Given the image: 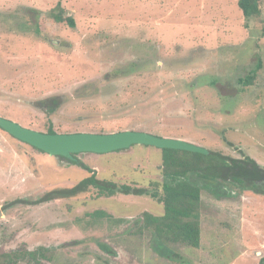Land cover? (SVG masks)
<instances>
[{
    "label": "rangeland",
    "instance_id": "1",
    "mask_svg": "<svg viewBox=\"0 0 264 264\" xmlns=\"http://www.w3.org/2000/svg\"><path fill=\"white\" fill-rule=\"evenodd\" d=\"M57 2L0 0V117L42 133L50 123L58 134L143 131L264 166V0L261 17L249 21L238 0H63L75 29L50 18ZM259 61L254 85L243 87L239 79ZM54 96L64 97V104L50 117L33 106ZM78 159L100 180L162 183L155 147ZM89 176L0 128V257L16 252L13 264H26L27 252L45 248L43 264L264 260L262 191L225 185L234 195L226 197L203 190L201 246L172 245L182 255L177 262L151 249L152 230L143 216L163 214L156 200L91 191L9 206ZM98 210L111 218L88 216Z\"/></svg>",
    "mask_w": 264,
    "mask_h": 264
},
{
    "label": "trees",
    "instance_id": "2",
    "mask_svg": "<svg viewBox=\"0 0 264 264\" xmlns=\"http://www.w3.org/2000/svg\"><path fill=\"white\" fill-rule=\"evenodd\" d=\"M62 1L58 0L56 6L50 12V18L57 24L65 23L70 28L75 29V20L73 17L67 16L66 10L62 6ZM238 7L247 21L260 18L262 15L260 0H238ZM261 68L262 63L259 61L248 75L239 79L242 86L250 87L254 85ZM131 69L135 70L134 68ZM215 83L211 82L212 85ZM193 84L192 87L198 85L196 82ZM63 104L64 97L54 96L35 102L33 106L50 117ZM47 133H56L51 123ZM223 141L229 144L224 137ZM160 151L162 158V183L151 181L147 187L100 180L97 178L95 171L91 170L82 161L78 160L75 162L59 157L66 161L69 166H78L85 169L90 176L73 187L51 191L35 201V203L75 198L91 191H96L97 197L131 195L156 200L162 204L163 214L152 215L145 213L143 216L145 226L152 230L151 249L157 256L177 262L182 258V255L174 250L172 245L182 244L192 248L201 246L203 190H215L226 195V197H234V195L233 192L226 190L227 186L225 185H232L235 188L240 187L242 190H251L253 192H264V188L256 182L262 177L263 171L260 165L249 157L233 159L213 151H210L209 155L174 149H160ZM74 157L77 158V155H74ZM16 203H19V201ZM23 203L34 204L29 200H24ZM88 216L93 218H111L108 213L101 210L95 211ZM100 247L105 253L112 254L108 246L101 245ZM43 251L45 249L40 248L27 254L43 255ZM12 254L15 253L12 252L4 255L3 258L0 257V264L2 259L6 264H13ZM260 264H264V260H261Z\"/></svg>",
    "mask_w": 264,
    "mask_h": 264
},
{
    "label": "water",
    "instance_id": "3",
    "mask_svg": "<svg viewBox=\"0 0 264 264\" xmlns=\"http://www.w3.org/2000/svg\"><path fill=\"white\" fill-rule=\"evenodd\" d=\"M0 128L19 141L51 156H61L77 161L78 154H105L123 151L133 145L158 149H174L209 155L210 151L184 140L160 137L143 131H123L111 134L75 133L49 134L29 129L11 120L0 117ZM264 170V166H260Z\"/></svg>",
    "mask_w": 264,
    "mask_h": 264
},
{
    "label": "flooded vegetation",
    "instance_id": "4",
    "mask_svg": "<svg viewBox=\"0 0 264 264\" xmlns=\"http://www.w3.org/2000/svg\"><path fill=\"white\" fill-rule=\"evenodd\" d=\"M42 153H44V152H42ZM80 154H78L77 155V161L79 160L78 159V156H79ZM59 157H61V156H58V158ZM64 158V157H63ZM81 161V160H80ZM262 170V169H261ZM263 171V175H262V177L259 179V180H257L256 182L258 183V185H260L261 187H264V170H262ZM54 191V190H53ZM49 192H51V191H47V192H44V194H42L40 197H37V198H35V199H29V198H23V199H17V200H15V201H13L12 203H16L17 201H19V203H16V204H12V203H10V207H17V206H31V205H40V204H43V203H48V202H51V201H46V202H41V203H35V201H37L38 199H40V198H42V197H44L46 194H48ZM24 200H29V201H32V203H34V204H24L23 202H24ZM57 200H62V199H57ZM57 200H53V201H57ZM27 203H31V202H27ZM13 205V206H12ZM42 249H45V248H42ZM38 250V249H37ZM37 250H35V251H37ZM35 251H29V252H35ZM28 253V252H27ZM26 253V256H25V261H26V264H43V262L45 261V260H47L48 259V257L45 255V253H46V249H45V251H43V255H40V254H38V255H28ZM18 256H20V255H18L16 252H15V254H12V258H13V261H18L17 260V257ZM37 259H38V261H37Z\"/></svg>",
    "mask_w": 264,
    "mask_h": 264
}]
</instances>
